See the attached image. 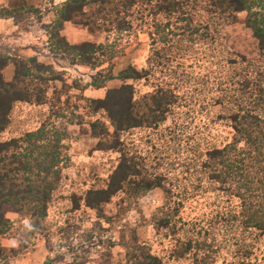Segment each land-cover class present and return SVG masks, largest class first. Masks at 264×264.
Listing matches in <instances>:
<instances>
[{"label": "rangeland", "instance_id": "rangeland-1", "mask_svg": "<svg viewBox=\"0 0 264 264\" xmlns=\"http://www.w3.org/2000/svg\"><path fill=\"white\" fill-rule=\"evenodd\" d=\"M1 1L0 7L20 9L21 14L5 24L7 34L0 40V51L13 57L35 56L57 71L61 81L51 85L45 104L15 103L0 141L53 123L67 134L69 162L62 170L60 185L49 205L43 235H32L28 219L7 214L11 229L0 237L5 248L0 264H43L49 259L54 264L86 260L90 264H126L127 246L134 243L145 245L166 264H194L196 247L181 259L172 258L177 239H191L193 246L195 241H205L207 247L201 245L202 250L198 251V260L204 258L202 264H240L248 251L249 263H264V237L238 228L234 221L238 200L216 191V186L210 185L199 172L205 153L222 148L232 139L230 124L220 118L226 111L216 102L225 94L221 90L231 91L229 94L249 93L254 90V83H260L264 90V55L244 23L245 13L238 14L234 22L215 20L211 25L213 42L196 44L188 52L173 49L171 61L163 62L175 74L153 66L147 79L126 82L133 85L136 100L157 86L177 85L178 100L165 122L157 127L131 129L121 137L145 171L161 176L164 188L142 194L120 216L117 213L120 196H115L104 206L108 220H99L96 212L80 199L89 189L105 185L118 155L95 150L98 138L93 136L90 122L100 119L109 123L104 112L92 113L85 99H102L108 89L118 88L122 82L110 81L99 90L84 89L96 70L73 64L50 49L45 25L53 22L56 8L65 0ZM135 30L131 36L124 35L121 53L113 61L114 74L128 66L146 69L148 59L155 58L159 46L152 44L149 26ZM61 35L72 44L104 42V35L95 36L72 23L63 26ZM2 75L6 82L12 80V64ZM246 80L251 81L250 90L242 92ZM166 204L179 211L171 221L176 228L157 231L152 216Z\"/></svg>", "mask_w": 264, "mask_h": 264}, {"label": "trees", "instance_id": "trees-1", "mask_svg": "<svg viewBox=\"0 0 264 264\" xmlns=\"http://www.w3.org/2000/svg\"><path fill=\"white\" fill-rule=\"evenodd\" d=\"M240 13L246 14L244 23L264 55V0H65L56 8L53 22L45 25L48 45L73 64L96 70L84 89L99 90L106 88L110 81L122 82L120 87L108 89L102 99H85L90 111L94 114L104 112L109 123L100 119L90 122L92 134L98 138L95 150L118 155L105 185L89 189L80 199L96 212L97 219L108 220L104 206L115 196H120L117 211L120 216L142 194L164 188L161 176L145 171L121 137L131 129L157 127L165 122L178 100L177 85L176 88L157 86L153 92L136 100L133 85L126 82L147 79L153 66L175 74L163 62L171 61L169 55L173 49L188 52L196 44L213 42L211 25L215 20L234 22ZM19 14L20 9L0 7V19H13ZM66 23L85 28L95 36L104 35V42L72 44L61 35ZM146 25L151 29L152 44L159 46L155 58L148 59L146 69L128 66L114 74L113 61L121 53L124 35L131 36L136 33L135 29ZM9 64L14 67V75L6 82L2 72ZM58 81H61L58 72L35 56L13 57L0 51V134L9 124L15 103L45 104L48 90ZM250 83V80L244 81L241 91L248 90ZM254 86L249 93L235 94L233 91L229 94L231 91L221 90L225 94L216 102L226 111L220 118L230 124L232 139L222 148L208 150L199 172L206 176L210 185L216 186V191L238 200L239 210L233 216L238 228L264 237V90L260 83ZM66 139L65 130L45 123L18 138L0 141V237L11 229L8 213L28 219L32 235L45 233L49 205L60 185L62 170L69 162ZM164 191L169 194L168 190ZM76 204L78 207L79 202ZM177 212L178 209L168 204L158 209L152 216L156 230L176 228L171 221ZM176 242L173 259L183 258L196 247L193 263L202 264L204 258L198 260V251L202 250L201 245L207 247L205 241H195L194 246L191 239H177ZM4 249L0 244V256ZM250 253L244 255L240 264H252L248 259ZM125 261L126 264H166L139 243L127 246ZM43 264H53V261L49 259Z\"/></svg>", "mask_w": 264, "mask_h": 264}, {"label": "crops", "instance_id": "crops-1", "mask_svg": "<svg viewBox=\"0 0 264 264\" xmlns=\"http://www.w3.org/2000/svg\"><path fill=\"white\" fill-rule=\"evenodd\" d=\"M0 5H2V1H1ZM8 21L9 20H6V19H0V40L3 39V36H5L7 34V32H6L7 26L5 24H7ZM56 263H58V262H56ZM58 264H62V262L59 261ZM86 264H90V262H87ZM92 264H94V263H92Z\"/></svg>", "mask_w": 264, "mask_h": 264}]
</instances>
